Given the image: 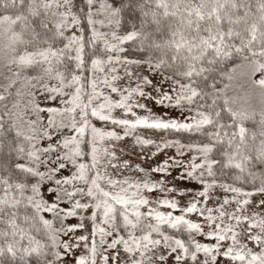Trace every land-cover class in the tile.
I'll return each mask as SVG.
<instances>
[{
    "label": "snow or ice",
    "instance_id": "snow-or-ice-1",
    "mask_svg": "<svg viewBox=\"0 0 264 264\" xmlns=\"http://www.w3.org/2000/svg\"><path fill=\"white\" fill-rule=\"evenodd\" d=\"M0 264H264V0H0Z\"/></svg>",
    "mask_w": 264,
    "mask_h": 264
},
{
    "label": "rangeland",
    "instance_id": "rangeland-1",
    "mask_svg": "<svg viewBox=\"0 0 264 264\" xmlns=\"http://www.w3.org/2000/svg\"><path fill=\"white\" fill-rule=\"evenodd\" d=\"M158 111H161V112H163V111H169L170 112V110H168V109H158ZM170 114L174 115L175 113L170 112Z\"/></svg>",
    "mask_w": 264,
    "mask_h": 264
}]
</instances>
